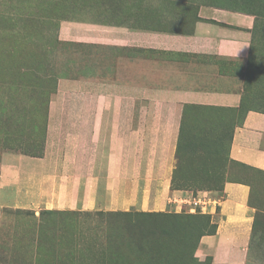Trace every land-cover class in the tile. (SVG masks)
Returning a JSON list of instances; mask_svg holds the SVG:
<instances>
[{"label": "crops", "instance_id": "crops-1", "mask_svg": "<svg viewBox=\"0 0 264 264\" xmlns=\"http://www.w3.org/2000/svg\"><path fill=\"white\" fill-rule=\"evenodd\" d=\"M67 23L64 38L111 44L116 72L106 79L96 68L98 78L80 82L90 89L82 104L49 106L42 156L0 155V206L55 214L177 211L171 199L183 190L171 180L186 128H229L228 162L264 176V93L246 89L254 14L201 3L189 32ZM127 46L141 55L122 61ZM198 194L213 201L205 213L213 231L199 236L196 264H264L257 255L264 252V189L228 180L220 191Z\"/></svg>", "mask_w": 264, "mask_h": 264}, {"label": "rangeland", "instance_id": "rangeland-1", "mask_svg": "<svg viewBox=\"0 0 264 264\" xmlns=\"http://www.w3.org/2000/svg\"><path fill=\"white\" fill-rule=\"evenodd\" d=\"M201 3L256 16L246 89L253 97L264 93V0H0V155L42 156L49 106L82 104L90 91L82 81H92L96 68H104L106 79L116 72L111 44L79 42L75 34L64 38L63 21L76 30L87 22L189 32ZM125 51L122 61L141 55L140 47ZM85 101L94 104L87 96ZM230 134L229 128L184 129L175 171L187 177L179 187L220 191L229 180L264 189V176L228 162ZM181 209L168 206L143 218L135 210L55 214L0 206V264H196V240L213 225Z\"/></svg>", "mask_w": 264, "mask_h": 264}, {"label": "built area", "instance_id": "built-area-1", "mask_svg": "<svg viewBox=\"0 0 264 264\" xmlns=\"http://www.w3.org/2000/svg\"><path fill=\"white\" fill-rule=\"evenodd\" d=\"M172 199L182 208L181 210L189 213L205 212L207 205L213 203L212 199L206 195L186 190H183L180 195H175Z\"/></svg>", "mask_w": 264, "mask_h": 264}, {"label": "trees", "instance_id": "trees-1", "mask_svg": "<svg viewBox=\"0 0 264 264\" xmlns=\"http://www.w3.org/2000/svg\"><path fill=\"white\" fill-rule=\"evenodd\" d=\"M262 98H264L263 96L261 97V99ZM260 105V107H261V109H263L264 110V104H263V102L262 103H259ZM178 147H179V145H178ZM178 153V152H177ZM186 177L187 176H181V175H179V174H177V172H175L174 173V175H173V177H172V180H173V183H174V180L175 181H177L176 183H174L175 185V187L173 186L172 188L173 189H180V190H189V189H187V188H184V187H179V185L180 184H182L181 182H183V179L185 180L186 179ZM189 191H192V190H189ZM197 191H199V190H197ZM197 191H192L193 193H196ZM183 211V210H182ZM184 212H186V211H184ZM137 213H138V215H140V216H142L143 218H145V217H149V216H152V215H155V214H158V213H160V212H139V211H137ZM187 214H191V213H189V212H186ZM197 213V212H196ZM198 214H200V217H204V218H206V221L208 222V223H210V219H209V217L207 216V215H205V213H203V212H198ZM211 224V223H210ZM212 225V224H211ZM211 231H213V226H212V229L211 230H209V231H203V232H201L200 234H199V236L200 235H202V234H204V233H206V232H211ZM199 236H198V238H199ZM198 238H197V240H198ZM197 240H196V243H197ZM195 246H196V244H195ZM195 250V249H194ZM196 263H197V261H196Z\"/></svg>", "mask_w": 264, "mask_h": 264}]
</instances>
